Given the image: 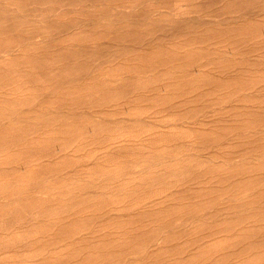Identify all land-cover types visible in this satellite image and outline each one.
<instances>
[{
    "label": "bare ground",
    "instance_id": "bare-ground-1",
    "mask_svg": "<svg viewBox=\"0 0 264 264\" xmlns=\"http://www.w3.org/2000/svg\"><path fill=\"white\" fill-rule=\"evenodd\" d=\"M86 1L0 0V202L8 210H16L17 214L22 211L39 214L50 228L56 224L49 220L50 212L55 209H67L78 216L63 223L55 231L56 235L45 241L32 258L42 255L43 264H264V160L250 162L245 156L257 151L264 156V95H249L255 87L259 91L264 89V68H259L258 60L246 67V62H241L233 75H227L226 67L234 65L233 62L226 61L221 66L213 64L205 69L213 61L204 62L202 54L190 51L157 50L152 52L158 57L154 64H148L143 53L142 58L137 60V54L133 58L137 61L131 66L135 69L151 71L171 60L186 61L187 67L182 74L178 73V68L171 67L170 71L180 76L166 74L169 81L161 85L162 79L158 76H135L131 84L129 77L120 81L118 86L125 87V92L117 97V110H110V114L117 119L100 121L113 129L127 128L129 131L91 143L90 149L82 152L80 138L68 140L67 137L71 134L84 135L88 131L78 121L81 117L92 123L91 131H95L101 122L94 123L97 121L94 114L104 111L82 112L78 119L76 114L68 112L62 117L64 120L56 118V121H61L57 124L46 116L55 114L54 108L58 109L55 102L59 96L44 97L47 92L66 89V82L76 78L77 71L75 62L68 60L65 65L58 64L60 60H66L63 57L69 52L51 53L47 48L46 42L49 40L48 44H51L56 38L51 35L48 39L53 23H57L51 20L55 16L64 21L59 24L63 31L59 34L67 35L83 22L80 14L69 13L82 9ZM128 1L117 0L114 8L125 12L134 6ZM164 1L153 5L151 10L155 18L193 17L192 6L181 3L175 7L174 13H170V6L166 3L169 0ZM71 4L73 8L69 9ZM204 14L206 21L214 16L207 12ZM117 22L119 24H111L109 29L124 28L121 35L133 31L121 23V18ZM208 29L223 35V42H233V47L245 44L244 55L264 47V20L226 27L209 26ZM105 33L108 32L96 30L83 34L93 36ZM68 40L79 47L85 41L76 38ZM55 56L61 59L50 63L49 59ZM126 63L130 61L108 67L106 73L110 76L113 70L124 68ZM116 84L106 79L104 86L98 84L96 88H91L89 85L88 92L78 97L82 98V103L91 100L95 92L102 91L101 100L116 97L113 94ZM140 86L151 87L157 93L154 103L165 106L162 111L169 109L186 116L205 114L208 118L200 122L201 128L186 125L178 129L179 116L171 121L163 116L156 122L141 124L144 120L139 118L142 122H138L136 119L154 103L149 108L137 107L134 99L138 97L136 91L140 90ZM129 87L130 92L127 91ZM73 91L68 90L64 94L66 100L69 97L77 99ZM29 107H35L33 113ZM39 107H44L42 113L37 111ZM34 116L39 122L31 128L27 127L23 121ZM42 126L52 127L45 130ZM181 128L185 136L192 138L195 134L203 145L214 148L236 141L233 147L241 146L246 152L242 154L240 150L232 149L227 155L208 154L205 157L200 143L187 148L172 140L174 132H179ZM28 131L34 134L30 138H27ZM148 142L152 145L159 143V147L168 153L153 156L146 152L133 157L129 165L117 163L120 156L115 152L117 149L129 146L144 148L148 147ZM39 144L44 145L47 157L43 164H40L42 158L38 157ZM101 146H106L108 151L113 150L101 156L102 160L111 162L110 165L91 161L100 159L96 152L102 149ZM15 147L17 149H13ZM61 157L71 158L78 168L67 169L66 160H57ZM164 162L163 169H156ZM191 167L193 170H190ZM89 169L91 172L88 173ZM184 170L193 176L197 186L188 190L184 188L181 192L185 195L163 206L156 205L154 208L152 201L146 202L148 206L144 210L131 212L130 216H127L126 210L138 209L145 204V200L126 201L117 194V190L106 198L97 191L99 185L110 180H117L118 188L126 186L122 180L130 174L134 187L161 184L166 181L169 172L178 174L177 177L183 180L186 176L179 174ZM144 175L145 180L137 182V178ZM46 180H69L70 183L67 187L56 189L44 184ZM251 190L256 192L249 194ZM187 192L194 195H187ZM161 212V222L153 225ZM53 215L58 214L55 212ZM189 225L193 228L187 233L180 228L187 229ZM72 228L76 238L66 247H59V234ZM86 228H90L91 234L85 232L89 231ZM107 228L108 232L105 231ZM174 229L177 232L169 237L163 236V243L153 250L161 236Z\"/></svg>",
    "mask_w": 264,
    "mask_h": 264
},
{
    "label": "rangeland",
    "instance_id": "rangeland-1",
    "mask_svg": "<svg viewBox=\"0 0 264 264\" xmlns=\"http://www.w3.org/2000/svg\"><path fill=\"white\" fill-rule=\"evenodd\" d=\"M130 1L134 6L129 7L125 12H122L114 8L117 0H87L83 3L82 9L69 13V15L80 14L83 17V22L65 36L59 34L60 32H63L59 24L64 21L58 20L55 16L52 18L51 22L57 23H53V27L47 35H50L48 39H50L51 35H53L56 37L54 40L57 41L55 42L53 40L51 44H48V40L46 42L47 48L51 53H56L59 51L69 52L68 55L63 57V59L66 60H60L58 64L65 65V62L68 60L75 62V68L77 71L75 72L76 78H70L68 82H66V89L56 91L55 93H46L44 99L50 98L56 94L59 96L58 101L55 102L58 109L54 108V115L46 116L48 120L52 119V121L58 124L64 120L62 117L68 112L76 114L78 116L76 119H78L82 112L84 113L89 111L93 113L94 111L98 110H102L104 113L98 115L94 114V118L97 119V121H94V123L100 120H116L117 116L113 117L112 114H110V110H117V97L125 92V87L121 88L118 86L120 81L126 80L129 77L130 79H128V81L129 84H131L134 81L133 78L135 76L137 78L158 76L162 79L161 83L159 84L161 85L162 82L166 80L169 81L166 74H169L173 77L180 76L173 74V72L170 71L171 67L178 68L179 74L185 73L187 67L185 65L186 61L182 62V60L167 61L165 64L159 65L151 71L138 68L135 69V67H131L133 63L142 58V53L146 55L144 58L148 64H154V61L158 59L156 53L152 52L157 50L164 51L165 49L176 50L178 52L190 51L193 54H202V60L204 62L213 61L210 65L206 66L205 69L212 67L213 64H218L221 66L224 62L231 61L234 63V65H229L226 67L225 73L227 75H233L236 71V68L241 65V62H246L244 64L246 67L252 61L258 60L259 68H264V63L262 62V59H264V47L260 50L248 52L247 55H244V51L247 49L245 44H241L238 47H233V42H223L221 39L223 35L215 34L208 29L209 26L226 27L232 24H250L256 20H264V0H183L181 2L169 0L166 3L170 6V13H174L175 7L182 3L190 7L192 6L191 9L193 10V13L191 15L193 17L191 19H186V17H167L165 20L161 18H155L151 10L153 5L165 2L164 0ZM91 3L94 5H91ZM75 5H77V3ZM68 8L72 9V4ZM206 12L207 14L214 15L210 17V21H206V17L204 16V13ZM119 18H121V23L123 25H127L130 30L133 31L128 32L126 35H121L125 31L124 28H113V30H110L109 26L111 24H117ZM96 30L108 33L103 35L94 34L93 36H85L83 34L86 31ZM110 33L112 34L111 36L114 37H111ZM70 38H76L85 41H83L79 47L77 45L71 44L68 40ZM145 51H150V53H145ZM137 54L138 58L136 61H134L133 58L134 56H137ZM260 55L262 59L259 57ZM59 59H61V57L55 56L49 59V62L55 63ZM128 61H130V63H126L123 66L124 68L121 67L115 71L113 70L110 76L108 73H106L108 67H114L119 64L122 65L124 62ZM216 73L220 75V71H217ZM106 79H110L112 83H117L116 89L113 92V94H116V97L109 98L107 100H101L100 95L102 91L95 92L96 94L92 96L91 100H86L84 103H82V98L78 96L86 94L88 92L89 85L91 88H96L98 84L100 86H104V80ZM255 88L256 89L251 91L249 95H264V89L259 91L257 90V87ZM72 89H74L73 92H75L74 94L76 95L77 99L73 100L71 97H69L66 100L67 96L64 94L68 90ZM127 91L130 92V87ZM136 92L139 94L138 97L134 99V103L138 108H149V105L154 103V98L157 93L151 87L140 86V90ZM259 105H263V103H260ZM164 108L166 107L155 102L148 111L143 113L141 116L142 118L138 117L136 120L138 122H142L140 119H143L144 122L141 124L145 125L147 122H156L163 116H167L168 121H171L179 116L177 125L179 129L180 127L186 125H189L192 128H201L199 126L200 122L203 119L208 118L205 116V114L186 116L184 114L172 112L173 110H169L168 108L167 111H162ZM28 109L32 112L35 107H29ZM72 109L74 110L72 111ZM91 110H93V112ZM37 111L42 113L44 111V107H39ZM156 116L158 118L153 119ZM180 116H184V118H180ZM60 117L61 121H56V118ZM149 118H152L153 120H147ZM84 120L85 118L83 117L78 119V121L82 122V124L88 128V131L84 133V135L79 136L78 134H71L67 137L68 140L74 137H79L80 144H82V152L89 150V144L91 143L94 144L95 142L104 141L110 136L116 135L120 132L129 131L127 128H122L119 130L113 129L110 125L106 126L102 124L104 121H100L101 123H99V127L96 128L95 131H91L92 123ZM38 122L39 119L35 116L23 121V123L29 128ZM42 127H44L45 130H48L52 126ZM182 130L183 128H181L179 132H174L172 135L173 141L182 144L187 148L195 147L200 143L201 140L198 139L195 134H192L193 137L191 138L185 136L182 133ZM31 132L32 131H28L27 138H30L32 135H34L30 134ZM235 142L236 141H234V143H230V145L227 146H217L214 148L208 144L203 145L200 143V145L202 147V151H204L203 153L205 154V157H207L208 154L227 155V153L232 149H238L242 154L245 153L246 150L243 149V147H233L235 146ZM147 144L148 147L144 148L129 146L117 149L115 152L120 154V156L117 158V163L121 164L122 166L129 165L133 157L140 156L146 152H150L153 156L168 153L159 147V143L152 145L150 142H148ZM43 147L44 145L42 146L39 144L37 148V151L39 152L38 157L42 158L40 164H43L44 160L47 159V157L44 155ZM101 148V150L96 152V156H100V159H94L91 161H97L98 164L110 165L111 162L102 160L101 156H106L113 150L108 151L106 146H101ZM13 149L17 148L15 147ZM106 151L108 152L105 154ZM262 155L263 154L257 151L251 152L245 156L250 162H255L258 160H264V156ZM237 159H239V157H237ZM57 160L59 162L66 160L67 169L78 168V166L74 164V161L69 157H61ZM164 165L165 162L161 163V165L156 169H163ZM86 166L87 165H85V167ZM90 170L91 169L87 170L88 173L91 172ZM190 170H193V167H191ZM96 171L100 172L99 170ZM181 174L186 176V179L181 180L177 177L178 174L169 172L165 179L166 181L161 184L136 187L133 186L134 183L131 181L133 178L130 174L129 176L124 177L122 180L127 184L126 186L118 188L117 180H110L99 185L97 191L101 192L106 198L109 197L112 192L117 190V194L126 201H132L136 199L145 200V204H142L138 209L126 210L127 216H130L131 212L144 210L145 207L148 206L146 202L152 201L154 208L156 205L163 206L164 204H167L170 201H175V199L185 195V193L181 192V190L184 188L188 190L190 187L193 188V186H197L195 183L196 180H194L193 176L187 170L182 171L179 175ZM81 180L87 179L81 178ZM140 180H145V175L137 178V182ZM69 183V180L44 181V184H48L49 187L56 189L67 187ZM110 185L112 187H110ZM262 186L264 188V184ZM254 192H256V190H251L249 194H254ZM187 195H194V193L187 192ZM189 199L190 198H187L186 200ZM55 212L58 215H53ZM161 214L162 212L158 214L159 217L153 225L161 222ZM75 215L76 214H73L67 209L57 211L55 209L51 211V218L49 220L51 223L56 222V224L50 228L48 226L49 223H46L43 220V217H41L39 214L31 213L29 211H22L20 214H17L16 210L10 211L8 210V207L4 206V204L0 202V264H43L42 255H38L34 258H32V255L36 252H39V248L43 246L45 241L54 237L56 235L55 231L59 229L63 223L69 222L75 217ZM76 217L78 216L76 215ZM75 227L78 228L77 226ZM180 228L187 233L193 228V225H189L187 229L184 227ZM86 229L89 230L90 228ZM105 231L108 232L109 228L105 229ZM85 232L91 234V230ZM176 232L177 229L172 230L171 233H164L161 236L162 238L160 237L161 239L156 242L157 244L153 247V250H155L159 244L163 243V236L169 237L171 234ZM75 238L76 232L74 228L70 230L65 229L59 234L58 245L59 247H66L67 243L70 244Z\"/></svg>",
    "mask_w": 264,
    "mask_h": 264
}]
</instances>
